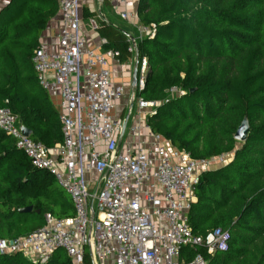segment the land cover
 <instances>
[{"label": "trees", "instance_id": "obj_1", "mask_svg": "<svg viewBox=\"0 0 264 264\" xmlns=\"http://www.w3.org/2000/svg\"><path fill=\"white\" fill-rule=\"evenodd\" d=\"M57 11L56 0H10L0 11V108H9L47 148L62 141L59 111L31 58ZM136 15L140 24L155 25L154 36L135 38L134 46L138 67L146 58L149 68L136 96L157 104L146 125L195 160L233 153L229 163L200 172L186 215L194 235L227 230L228 248L212 255L184 248L182 257L199 252L206 264H264V0H138ZM82 16L97 14L83 8ZM96 26L103 48L129 62L134 52L126 32L99 19ZM244 117L246 139L238 142L234 134ZM28 206L31 213L18 212ZM45 214L71 221L73 204L0 131V239L41 228ZM85 263L91 264L88 254ZM0 264L39 263L16 253L1 255ZM45 264L73 262L57 249Z\"/></svg>", "mask_w": 264, "mask_h": 264}, {"label": "built area", "instance_id": "obj_2", "mask_svg": "<svg viewBox=\"0 0 264 264\" xmlns=\"http://www.w3.org/2000/svg\"><path fill=\"white\" fill-rule=\"evenodd\" d=\"M114 1L102 0L112 4L122 20L133 22L135 38L154 36V24L142 25L136 11L121 10L119 4L127 0ZM56 2L61 25L56 33L58 50L48 52L39 46L31 62L41 88L49 93L57 90L60 96L62 141L47 148L22 135L18 116L7 107L0 108V131L33 167L54 178L70 198L74 217L64 222L45 214L41 228L12 240L0 239V256L21 253L45 264L52 252L61 249L73 264H86V254L91 264H206L199 252L191 259L183 258V249H203L208 255L224 252L230 234L220 228L205 236L192 233L186 221L190 191L200 172L224 164L226 157L192 159L140 124L157 106L136 96V91L144 89L149 71L146 58L139 63L137 83L128 98L140 119L130 125L129 137L139 139L145 131L152 154L141 143L121 144L120 140L118 147L122 119L116 109L124 93L113 84L106 60L116 58L118 52L87 48L79 0ZM89 23L96 29L95 19ZM134 46L135 39L128 49L132 53Z\"/></svg>", "mask_w": 264, "mask_h": 264}, {"label": "crops", "instance_id": "obj_3", "mask_svg": "<svg viewBox=\"0 0 264 264\" xmlns=\"http://www.w3.org/2000/svg\"><path fill=\"white\" fill-rule=\"evenodd\" d=\"M118 0L114 1V4L117 3ZM138 0H127L125 4H119L121 10L124 8H127L128 10L135 11L137 6ZM10 2V0H0V11L7 6V4ZM80 5V14H81V29L82 33L85 36L86 39V46L89 49H92L96 52L104 53L106 50L103 48V45L100 43L102 38H100L95 31V29H92L89 23L90 19H95L97 21L98 17H103V21L110 23L116 27H119L124 32L132 35V37H137L138 32L134 28L133 22L130 20H122L118 13L112 8V4L104 3L99 0H79ZM85 8L89 12H95L97 16L91 18V17H83L82 16V9ZM60 16H59V9L57 11V14L48 21L46 24V28L42 30L39 36V45L42 46L46 51L48 52H55L58 50V44L56 39V33L60 29ZM107 60V66L108 69L111 72V80L113 84L121 86L123 88V101H121L118 105L119 108H121L120 112L116 109V115L120 114L124 117L127 115L129 104L127 99L130 96V93L132 91V85H131V79H132V72L135 65V56L133 55L132 59L129 62L126 63H119L116 58H110L106 57ZM49 99L51 103L53 104L54 108L59 111L60 109V96L58 94V91L55 90L52 93H49ZM133 106V105H132ZM117 107V108H118ZM133 108H131L130 114L127 119V125L125 132L123 134V137L121 139L122 143H141L142 146L148 151V154L151 156V150L149 146V139L147 138V133L145 131H142L139 139H135L132 137H129V127L132 124L133 121L140 120L138 119L136 115V109L133 111ZM147 115H144L143 118L140 120V124L146 125V119ZM123 117V119H124ZM122 119V121H123ZM32 136V134H31ZM169 144V143H168ZM226 157L227 161H225L224 164L229 163L233 158V153H228L224 155ZM224 164L215 165L205 170L210 169H216L221 167ZM190 196L192 197V202L195 201V197L193 196L192 189L190 191ZM191 202V203H192Z\"/></svg>", "mask_w": 264, "mask_h": 264}, {"label": "water", "instance_id": "obj_4", "mask_svg": "<svg viewBox=\"0 0 264 264\" xmlns=\"http://www.w3.org/2000/svg\"><path fill=\"white\" fill-rule=\"evenodd\" d=\"M99 1H102V0H99ZM125 34H126V37L128 38V40L131 41V43L133 44L134 38L132 37V35H130L128 33H125ZM137 72H138V61H137V52L135 51V65L133 68L132 79H131L132 87L136 86ZM192 91H193V89L190 90V92H192ZM131 108H132V104H129L127 115L124 117V119L122 121L121 132H120L119 139H118V147L120 144V140L122 139L123 134L125 132L126 125H127V119H128L129 114H130ZM247 130H248V122H247V119L244 117L242 122L240 123L239 127L237 128L235 134H234V139L238 142L245 141ZM20 132L22 133V135H24L26 137L31 136V131L23 125L20 127ZM32 210H33L32 207L28 206V207H24V208L19 209L18 212L28 214V213H31ZM35 213L39 214V211H35Z\"/></svg>", "mask_w": 264, "mask_h": 264}, {"label": "rangeland", "instance_id": "obj_5", "mask_svg": "<svg viewBox=\"0 0 264 264\" xmlns=\"http://www.w3.org/2000/svg\"><path fill=\"white\" fill-rule=\"evenodd\" d=\"M123 96H124V95H123ZM123 96H122L120 102L123 101V99H124ZM127 101H128V99H127ZM132 108H133V111H135V109H136V105L133 104ZM120 110H121V108L118 107V108H117V111L120 112ZM133 111H132V112H133ZM117 117H120V114H118Z\"/></svg>", "mask_w": 264, "mask_h": 264}, {"label": "clouds", "instance_id": "obj_6", "mask_svg": "<svg viewBox=\"0 0 264 264\" xmlns=\"http://www.w3.org/2000/svg\"><path fill=\"white\" fill-rule=\"evenodd\" d=\"M136 11V10H135ZM134 38V37H133ZM135 39V38H134ZM133 55L135 56V51H134V53H133Z\"/></svg>", "mask_w": 264, "mask_h": 264}]
</instances>
